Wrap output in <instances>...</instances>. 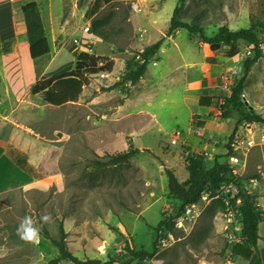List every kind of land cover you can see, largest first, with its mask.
<instances>
[{"label": "rangeland", "instance_id": "374dc122", "mask_svg": "<svg viewBox=\"0 0 264 264\" xmlns=\"http://www.w3.org/2000/svg\"><path fill=\"white\" fill-rule=\"evenodd\" d=\"M93 1L44 0L41 6L44 15L50 5L53 28L52 32L47 28L50 54L32 62L33 70L38 71L35 80L71 70L75 55L81 51L113 62L110 74L87 79L76 102L53 107L32 96V81L21 82L13 43L0 42V115L7 116L0 117V127L3 124L1 134L7 129L9 140L5 154L23 155L32 174L44 180L40 184L43 188L0 194V264H47L57 256L50 241L58 237L59 222L66 234L67 250L80 261L137 264L128 248L149 255L144 264H264V155L259 147L247 143L231 155L244 160L240 189L256 195L263 212L256 254L247 261L231 255L240 217L235 207H224L219 189H205L190 216L181 225L175 222L170 233L159 232L155 246L152 237L156 225L164 217L175 216L180 206L168 195L163 168L182 183L188 176L186 159L190 156L201 157L205 169L214 162L223 163L225 145L237 120L233 115L226 122L217 113V107L231 93L228 89L217 96L210 111L193 109L204 116L209 111L203 131L210 138L204 141L207 149L195 145L194 137L184 141L190 110L182 104L180 55L199 60L203 55L199 45L203 44L196 34L184 29L164 37L173 9H179L181 21L197 26L211 38L220 27L236 31L263 23L264 0H110L96 15L108 19L105 30L110 42L97 37L90 40L91 35L83 31L90 26L85 17ZM133 6L140 12L133 11ZM256 34L264 40V31ZM161 38V46L146 64L147 75L142 78L147 80L114 86L125 63ZM239 46L234 59L223 58L224 48L212 58L214 63H223L228 88L237 84L243 62L252 56L247 54L249 45ZM9 53L11 61L6 58ZM27 59L22 63L25 78L31 65ZM239 95L246 112L253 107L264 118V59L251 65ZM198 123L199 117L190 121L194 128ZM127 144L138 153L126 164L97 170L94 163L122 153ZM92 175H97L94 180ZM217 206L222 207L221 212ZM44 216L49 219L43 221ZM25 217H30L38 230L31 241L17 235Z\"/></svg>", "mask_w": 264, "mask_h": 264}, {"label": "trees", "instance_id": "16d2710c", "mask_svg": "<svg viewBox=\"0 0 264 264\" xmlns=\"http://www.w3.org/2000/svg\"><path fill=\"white\" fill-rule=\"evenodd\" d=\"M110 3V0H94L89 12L86 14L90 20L88 34L97 37L104 42H110L106 27L109 26L107 18H98L96 15L100 11L103 4ZM178 8L175 7L172 16L169 20L168 28L164 37H169L172 32L184 29L191 35H197L202 44L208 47L210 54H216L220 49L226 51L223 55L224 59L230 60L236 57L240 52L239 43L252 45V56L246 58L242 64L243 74L237 84L232 88L230 95L224 99L223 103L218 107L219 112L224 119H230L233 115L237 116L236 125L233 127L231 134L228 137V143L225 145V160L231 156L232 152L229 148V142L233 139L235 132L243 122H264V118L256 115L251 110L245 111L242 104L238 101L239 94L242 91L243 77L248 72L252 64L259 58L260 54L257 45L262 41L258 39L257 30L264 31V22L252 24L249 28H242L236 31H229L225 27H220L215 35L211 38L205 37L195 25H189L181 21V16L178 13ZM21 16L25 28V37L28 46L29 59L34 63L50 54V49L45 36V31L40 18L39 10L34 2L26 3L21 6ZM162 38L154 44L145 47L138 55L128 60L125 63V69L120 81L114 86H123L125 84L135 85L146 71L148 59L159 49L162 43ZM138 57V59H137ZM74 66L71 70L58 74L53 77H41L36 80L30 88V94L38 97L43 103L60 107L67 103L76 102L82 90L88 84V78L98 74H110L113 69V62L107 57L95 56L85 51H81L75 55ZM142 60V63H140ZM207 61L211 63L212 58ZM38 76V71H35ZM211 98L202 96L199 98L198 105L200 107H208ZM197 127H201L203 123H198ZM138 153L137 149H133L130 144H127L126 149L117 155H109L107 161L96 162L97 170L106 166H121ZM14 166L27 174L32 179L38 180L32 174V167L28 164L27 159L16 153L7 155ZM214 162L209 169L203 167L202 158L190 156L186 159L187 179L180 183L177 181L173 173L163 168V173L167 179L168 195L176 199L179 203V209L175 216L163 218L154 228L152 237L155 242L158 239V233H170L175 228L176 219L184 212L186 207L198 203L201 193L205 189L216 190L221 184H233L237 193L235 198L240 199V222L238 237L239 242L231 247V255L247 261L252 255L256 254L258 236V225L263 222V212L257 206V196L248 194L240 189V179L233 178L226 162ZM94 180L97 175H92ZM66 234L64 233L61 222L58 224V237L51 239V244L57 252V256L50 260L47 264H57L59 261H67L71 264H114L102 263L99 260L80 261L73 257L67 250ZM127 252L133 260H138L137 264L144 262V258L149 256L145 252L133 253L127 248ZM130 264V262L124 263Z\"/></svg>", "mask_w": 264, "mask_h": 264}, {"label": "crops", "instance_id": "0c3cea01", "mask_svg": "<svg viewBox=\"0 0 264 264\" xmlns=\"http://www.w3.org/2000/svg\"><path fill=\"white\" fill-rule=\"evenodd\" d=\"M30 2H34L38 7L40 18L45 31V36L47 39V31L49 30L50 32H52L53 28L49 4H47L45 13L43 15L41 12V6L44 3V0H0V42L11 41L13 43V47H15L13 53L15 52L14 54H16L18 57L17 68L19 69V74L21 75V82L32 81L34 85V83L36 82V75L35 70H33L32 61L29 59L31 65L29 66V73L27 75V78L24 77L22 68V63L28 60L27 58H29V55L25 37V28L21 16V6ZM84 29H86V27L83 28V31ZM84 33L87 36L88 32ZM90 37V40L94 38V36L92 35ZM90 40L87 42H90ZM199 48V50L203 52V55L199 60H196L194 58H187L189 60L188 61L185 57H182L180 55V63L182 65V69L180 72L179 83H181L182 85V104L190 110L188 121L189 127L185 131L186 136L183 137L184 141H187L189 137H194L197 140V142H195V145L200 147L202 150H206L207 146L206 144H204V141L210 138H206L203 131L207 125V117L211 109L210 106L211 104H213V101L216 100L217 96H219L220 94H224L225 91L232 88H228L229 81L225 76L226 72L223 70V63H214L213 61L209 63L207 59L213 58V54H210L208 47L204 44L201 46L199 45ZM12 56V53H9L6 58H9V60L11 61ZM140 79L142 80L143 78L141 77ZM171 82L175 83V81ZM21 84L19 85L22 86ZM202 96H208L211 98V102L208 107H200L198 105L199 98ZM11 105L13 104H9V106ZM195 107L206 108L209 109V111L207 112L206 116L202 114L200 115L198 114V110H193ZM251 109V111L257 115L253 107H251ZM217 113H219V110ZM0 117L2 119L7 118V116L4 114L0 115ZM193 117H199L200 123H203V125L196 128L192 127L190 125V121ZM230 119H227L226 122H229ZM2 125L3 124H1L0 127V134L4 129V126ZM19 126L22 127L21 125ZM9 129H11V127H9ZM6 132L7 129L4 130V133L0 135V194L7 192L15 193L17 191L25 190L28 188H43L40 184L43 183L44 180H35L29 177L27 174L14 166L9 157L5 154V146L9 143V140L6 139V136L8 135V133ZM15 149H18L20 153L26 154L25 152L20 150V148L15 147ZM212 153L216 154L217 150H212Z\"/></svg>", "mask_w": 264, "mask_h": 264}, {"label": "built area", "instance_id": "2783aa9c", "mask_svg": "<svg viewBox=\"0 0 264 264\" xmlns=\"http://www.w3.org/2000/svg\"><path fill=\"white\" fill-rule=\"evenodd\" d=\"M13 1V0H9ZM133 11L140 12V9L136 6H133ZM84 32H88V29H84ZM253 46L249 45L247 48V54L249 55L252 53ZM257 49L260 54V58L264 59V41H262L260 44L257 45ZM138 59V57H137ZM140 63H142V60H140ZM243 97V96H241ZM244 100V99H243ZM222 104V103H221ZM174 143V142H173ZM246 144L251 146H257L260 148L261 152L264 155V122H243L235 132L233 139L229 142V148L231 151H236L242 144ZM226 164L228 165L230 175L233 178H238L241 176L245 163L244 160H241L240 158H237L236 156H229L226 159ZM219 191H222V199L221 202L224 205V207L228 210H230L233 207H235L237 210V215L240 217V211L238 210L240 206V199L235 198L237 189L233 184H221L218 188ZM197 205H191L189 207H186L184 212L176 219L177 225H181V221L186 218V216H190L193 209ZM216 210L222 211V207L217 206ZM239 237H237L234 240V244L239 242ZM141 264H144L142 262Z\"/></svg>", "mask_w": 264, "mask_h": 264}, {"label": "clouds", "instance_id": "9594fccd", "mask_svg": "<svg viewBox=\"0 0 264 264\" xmlns=\"http://www.w3.org/2000/svg\"><path fill=\"white\" fill-rule=\"evenodd\" d=\"M43 221H47L49 219L48 216H44L41 218ZM17 235L21 240L31 241L38 235V230L32 226V220L30 217H25L20 226L17 229Z\"/></svg>", "mask_w": 264, "mask_h": 264}]
</instances>
